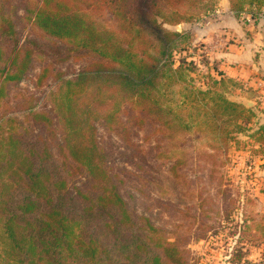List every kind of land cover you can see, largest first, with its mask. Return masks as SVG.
<instances>
[{
  "label": "trees",
  "instance_id": "1",
  "mask_svg": "<svg viewBox=\"0 0 264 264\" xmlns=\"http://www.w3.org/2000/svg\"><path fill=\"white\" fill-rule=\"evenodd\" d=\"M96 1L109 2L114 15L133 27L129 28L133 34L108 29L102 35L94 19ZM116 2L0 0V95L8 84L18 83L31 67L49 57L57 62L85 55L98 58L78 78L64 80L50 93L48 111L31 116L43 131L59 132V151L54 152L53 144L41 136V145L34 147L23 134L13 135L9 127L6 136L0 134V158L5 156L0 174L8 171L13 176L11 186L0 190V264H196L182 238L166 234L167 230L130 208L105 162L97 126H117L120 103L125 100L135 104L143 122L146 114L155 111L172 114V118L160 120L162 127L176 132L188 127L174 108L149 102L152 85L156 82L161 89L162 81H157L161 69L143 62L135 52L136 36L143 29L151 32L155 28L158 43L163 45L160 34L163 36L165 24L189 20L192 16L185 10L193 15L209 12L216 0H118L115 8ZM229 2L237 17L258 14L264 7V0ZM124 8L128 9L125 14L117 12ZM111 20L118 25L115 17ZM28 25L33 33L18 48L20 26L26 29ZM101 25L109 27L107 22ZM49 71L42 68L39 80ZM218 74L219 78L207 75V88L195 90L206 106L208 100L212 102L207 118L213 120L211 135L216 141L208 144V153L225 154L232 143L239 148L242 139L253 143L254 152L264 157V124L252 122L254 111L229 98L238 84L223 72ZM106 92L112 93L106 96ZM103 95L112 101L104 103ZM153 103L155 107H151ZM21 145L30 148L20 151L17 162L15 155ZM178 165L176 161L172 168Z\"/></svg>",
  "mask_w": 264,
  "mask_h": 264
},
{
  "label": "rangeland",
  "instance_id": "2",
  "mask_svg": "<svg viewBox=\"0 0 264 264\" xmlns=\"http://www.w3.org/2000/svg\"><path fill=\"white\" fill-rule=\"evenodd\" d=\"M219 1L216 0L209 12L193 15V11L185 10L186 15L192 16L189 20L165 24L163 36L160 34L163 45L158 43L159 32L155 28L151 32L142 28L140 36H136L135 52L144 58L143 62L157 64L161 69L157 76V81H162L161 89L156 82L152 85L149 102L160 101L165 108H174L188 127L178 132L166 125L162 127L160 120L172 118V114L155 111L145 112L147 118L143 122V114L137 112L135 104L124 100L117 114L120 119L117 126L110 129L98 124L97 135L105 151V162L115 174L119 190L130 208L149 217L154 225L167 230L166 234L182 238L188 256L196 264H264V157L254 152L257 147L253 143H243L242 139L239 148H234L232 143L225 154L212 153L211 156L207 146L216 138L211 135L213 120L207 118V114L212 102L208 100L206 106V101L195 91L207 88V75L216 77L218 68L221 69L214 55V42L210 40V29L226 15ZM117 3L118 0L113 4L115 8ZM125 5L129 8V4ZM109 6L107 1L94 3V19L102 35L108 29H115L131 36L133 32L129 28L132 26L121 16L114 15ZM127 10L117 12L125 14ZM255 13L247 12L255 16H248L252 19L249 26L256 20H264V12ZM113 17L118 25L111 23ZM245 20L241 19V23L247 27ZM105 22L108 28L101 27ZM20 33L18 48L33 32L28 25L26 29L20 26ZM163 47L166 48L164 52ZM97 59L85 55L57 62L49 57L31 67L18 83L8 84L0 95V123L3 122L0 134L6 136L9 127L13 135L23 134L22 138L34 147L41 145V136L53 144L54 152L59 151V132L55 129L43 131L31 116L35 112L48 111L52 103L50 93L64 80L78 78ZM42 68H49L50 73L39 80ZM96 68L92 67L91 72ZM237 89L229 95L230 99L251 97L259 101L256 96L244 93L243 87L238 85ZM109 93L106 92V96ZM101 99L104 103L112 101L105 99V95ZM30 145L17 149V162L21 160L20 151ZM4 159L2 154L0 168L5 164ZM176 161L179 165L172 168ZM220 163H224L223 166L219 167ZM250 163L256 166L254 172L246 170ZM12 179L8 171L0 174V190L11 186Z\"/></svg>",
  "mask_w": 264,
  "mask_h": 264
},
{
  "label": "crops",
  "instance_id": "3",
  "mask_svg": "<svg viewBox=\"0 0 264 264\" xmlns=\"http://www.w3.org/2000/svg\"><path fill=\"white\" fill-rule=\"evenodd\" d=\"M219 5L223 7V14L226 15L219 18V23H215L210 29L214 55L218 57V64L223 69L218 70L224 73L223 76L243 87L244 93L259 98V101H253L251 97L231 100L243 106L245 105L242 101H252V106H245L254 111L252 122L259 121L264 124V20H256L252 26L248 23L246 27L241 23L243 17H237L230 10L229 0H220ZM260 12H264V7ZM216 78H219L218 73ZM236 89L237 87L232 89L229 95L239 90Z\"/></svg>",
  "mask_w": 264,
  "mask_h": 264
},
{
  "label": "built area",
  "instance_id": "4",
  "mask_svg": "<svg viewBox=\"0 0 264 264\" xmlns=\"http://www.w3.org/2000/svg\"><path fill=\"white\" fill-rule=\"evenodd\" d=\"M248 16L255 18L254 14H247V13L243 14L242 17L246 18L247 23L252 20ZM255 168H256V166L254 167L253 164H251V163H250V165H246V170H248L249 172H254Z\"/></svg>",
  "mask_w": 264,
  "mask_h": 264
},
{
  "label": "water",
  "instance_id": "5",
  "mask_svg": "<svg viewBox=\"0 0 264 264\" xmlns=\"http://www.w3.org/2000/svg\"><path fill=\"white\" fill-rule=\"evenodd\" d=\"M242 103L245 105V106H247V107H250V106H252L254 103L252 102V101H250V100H244V101H242Z\"/></svg>",
  "mask_w": 264,
  "mask_h": 264
}]
</instances>
